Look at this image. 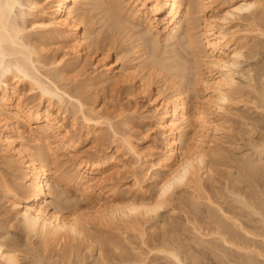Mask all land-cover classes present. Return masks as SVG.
<instances>
[{"label": "rangeland", "instance_id": "1", "mask_svg": "<svg viewBox=\"0 0 264 264\" xmlns=\"http://www.w3.org/2000/svg\"><path fill=\"white\" fill-rule=\"evenodd\" d=\"M85 1L80 11L84 14L83 25H92L94 35L83 60L78 61L68 53L64 61L53 68L49 63L64 54L61 47L65 44L49 39L48 32L31 31L27 36L39 44V38H48L44 44L41 43L45 48L42 53L46 65L43 73L51 76L70 94L80 96L88 107L108 114L119 132L130 135L137 144L142 155L139 162L119 140H115L106 126L86 139L90 128L78 120L75 133L85 141L81 147L82 154L91 157L101 154L109 167H113L112 171L118 170L112 175L113 179L107 181L109 191L118 196H150L156 190L158 157L166 151V140L157 131L153 117V103L148 95L133 93L128 84L108 78L101 72L100 64L93 63L100 53L109 52L110 60H117L123 68L134 71L133 83L150 85L152 94L157 95L156 104L161 105L165 98L174 100L177 88L192 104L195 90L202 92V86L195 83L196 72L199 71L196 61L207 53L201 41L200 20L196 13L192 15L190 26H194L193 33L200 41L195 50L199 57L196 55L195 60L194 49L186 37L188 21H183L182 29L168 38L162 33L163 17L167 13L160 16L156 39L144 20L131 15L137 1ZM224 1L231 3L233 0L216 2ZM259 1L262 5L254 16L235 23L230 29L231 45L242 49L244 56L234 68L238 84L235 98L220 117L221 130L212 134V152L208 157L210 171L202 177V189L177 190L174 201L161 209L155 218H141L113 229L92 226L89 242L68 241L45 247L36 237L27 236L13 220L10 203L0 186V240L6 247L18 250L22 264H176L161 250L167 242L166 245L181 250L183 264H264V215H261L264 214V0ZM90 53L92 56H87ZM167 64L170 68L171 64L175 67L168 70ZM8 83L6 88L4 83L0 85V98L6 92L9 101L16 103L23 93L26 101L37 103V96L29 93L28 84H17L14 78H10ZM47 104L44 100L41 107L45 109ZM52 106L50 111L55 115L59 105ZM64 113L66 117H63ZM57 116L67 128H71L74 122L71 109L63 113L61 110V115ZM12 121L15 122L13 134L32 151H38L35 150L38 148L35 128L24 122L17 123L15 118ZM56 153L51 167H61L60 173L65 177L62 181L51 179L52 187L57 191L53 200L58 201V198L66 212H71L75 204L83 206L89 199L96 200L100 195L98 190L94 189L91 195L84 194L74 180L77 172L73 161H69L61 149ZM110 157L113 158L111 162ZM15 158L10 160L0 151V176L23 189L24 172L16 163L20 160L17 158L15 161ZM50 160L53 162L51 157ZM134 165L138 167L137 172ZM222 234L225 235L223 238ZM225 237L231 242H224Z\"/></svg>", "mask_w": 264, "mask_h": 264}, {"label": "bare ground", "instance_id": "2", "mask_svg": "<svg viewBox=\"0 0 264 264\" xmlns=\"http://www.w3.org/2000/svg\"><path fill=\"white\" fill-rule=\"evenodd\" d=\"M131 1H137L136 4L140 2L139 5L133 6L131 15L144 20L155 38L159 35L157 26L160 16L167 13L163 17L162 33L168 38L182 29L183 21H188V44L194 49V57H199L195 50L197 51L196 47L200 41L193 33L194 26H190L193 22L192 15L196 13L200 20L201 41L207 52L203 59L201 56V59L195 57L197 70L199 69L195 83L202 86V92L200 89L195 90L192 104L184 98L180 88L175 90L174 100L165 98L161 105L156 104L157 95L152 94L150 85L142 83L138 86L133 83L134 71L123 68L117 60H110L109 52L100 53L96 63H93L100 64L101 72L108 78L128 84L133 93L142 92L148 95L149 101L153 103V117L156 119L157 131L166 140V151L158 157L159 175L155 178L156 190L150 196H118L109 191L107 181L112 180V175L118 170L112 171L113 167H109L106 158L100 157L101 154L98 157L82 154L81 147L85 141L76 136L78 120H81L83 126L90 128L86 139L90 138L91 133L106 126L112 136L116 137L115 140H119L136 162H139L142 155L137 144L130 135L119 132L113 118L108 114L88 107L80 96L70 94L42 71L46 65L42 59L45 48L41 43L48 38L65 44L61 47L64 54L49 63L53 68H57L68 53H72L76 60L81 61L86 55V50H90L93 27L83 25L84 14L80 12L86 1L0 0V85L4 83L6 88L8 80L14 78L17 79V84H28L29 93L37 96L36 104L26 101L23 93H20L16 103L9 101L10 97L6 92L0 98V151L10 160L14 157L15 161L17 158V161L20 160L16 163L20 164L24 172V188L21 189L19 184L12 183L3 176H0V186L10 203L13 220L27 236L36 237L45 247L52 244L62 245L68 241L89 242V230L92 226L113 229L141 218H155L161 209L174 201L173 196H176L177 190L202 189V177L210 171L208 157L212 152V134L221 130L220 117L226 113L235 98L238 84L234 68L241 63L244 56L242 49L231 45L230 29L235 23L254 16L262 5L259 0H233L231 3L216 2L218 0H129ZM195 7L196 9H193ZM31 31L48 32L50 35H47V39L39 38V44L27 36ZM87 56L91 57L92 54ZM167 65L165 66L168 70L175 67L172 64L171 68L170 64ZM44 100L48 102L45 109L41 107ZM54 104L59 105L55 115L50 111ZM70 109L74 122L71 128H67L57 115H61V110L63 113ZM62 115L66 117L65 113ZM13 118L17 123L24 122L35 128V140L39 148L35 150L38 151H32L13 134ZM51 138L54 141H50ZM58 149L67 155L69 161H73L77 172L74 174V180L80 185L82 192L91 195L92 191L97 189V194H100L96 200L89 199L83 206L75 204L71 212L65 211L58 198V201L53 200L57 191L52 187L51 179L62 181L65 177V174L60 173L61 167H51ZM50 157L54 159L53 162ZM110 158L109 162L113 160ZM133 168L138 171L137 166L134 165ZM256 212L260 213L258 210ZM248 232L246 231V234H249ZM225 238L224 242H231ZM166 244L164 248L163 244L161 245L162 252L175 260L176 264H183L181 250ZM239 246L236 245V248ZM21 259L16 248L6 247L4 241L0 240V264H22Z\"/></svg>", "mask_w": 264, "mask_h": 264}]
</instances>
